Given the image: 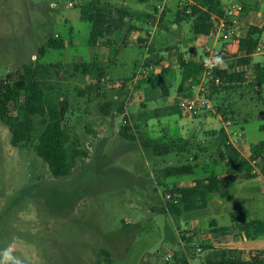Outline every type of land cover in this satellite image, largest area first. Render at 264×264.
Here are the masks:
<instances>
[{
    "label": "rangeland",
    "instance_id": "rangeland-1",
    "mask_svg": "<svg viewBox=\"0 0 264 264\" xmlns=\"http://www.w3.org/2000/svg\"><path fill=\"white\" fill-rule=\"evenodd\" d=\"M88 1L92 0H0V80L27 65L61 67L51 69L47 86L62 95V105L68 100L71 140L88 153L77 160L70 176L55 178L34 144L12 146L10 130L0 121V260L10 250L15 259L7 264H95L104 258V250L110 253L111 264H174L178 258L205 264L203 245L214 242L220 249L233 242L211 236V220L229 226L232 213L226 211L244 212L251 204L236 201L243 193L238 187L221 212L216 213L220 207L211 203L205 209L172 215L166 212L167 196L174 185L186 187L235 171L231 163L217 162L223 151L221 129L228 137L241 133L237 149L249 158L250 148L264 141L260 129L264 87L261 92L252 87L254 70L242 67L246 82L220 96L228 121L216 109V101L213 111L197 118L171 114L181 98L179 54L204 60L207 47L222 49L219 37L196 35L192 21L173 25L187 0L170 1L157 14L160 0H101L129 10L134 17L115 33L110 47L102 43L92 48L88 45L92 25L81 13ZM248 4L264 24V0ZM146 14L154 15L155 21ZM132 25L138 30L129 33ZM56 37L66 46L41 56V48ZM236 58L237 54L230 55L231 60ZM95 59L104 71L100 83L96 74L86 77L75 71V64ZM254 63H264V54L254 56ZM83 90L85 95L80 94ZM103 104L111 105L108 115ZM165 108L171 115L164 116ZM125 123L135 141L121 135ZM36 127L39 134V117ZM173 141L187 144L186 150L156 156L146 145ZM188 164H197L194 173L163 177L166 168ZM258 179L236 183L248 184L245 197L254 198L253 211L264 222V178ZM189 238L194 239L187 244ZM263 241L253 243L259 247Z\"/></svg>",
    "mask_w": 264,
    "mask_h": 264
},
{
    "label": "trees",
    "instance_id": "trees-1",
    "mask_svg": "<svg viewBox=\"0 0 264 264\" xmlns=\"http://www.w3.org/2000/svg\"><path fill=\"white\" fill-rule=\"evenodd\" d=\"M244 10L246 11L245 6ZM155 11L157 14V8ZM225 12L226 8L222 0H189V2L183 3L176 12L173 25L180 26L184 21H192L196 35L211 37L213 19L223 17ZM81 13L82 19L92 25L88 41V45L92 48H97L102 43L110 47L115 33L123 30L127 21L134 17V14L129 10L101 0L85 2L82 5ZM165 15L162 14L161 22ZM145 17L148 20L153 19V21L156 19L151 14H146ZM136 30L138 28L132 25L128 32L133 33ZM262 33L263 31L257 28H251L247 35L240 40L237 51L238 58L231 60L230 54L225 51V60L218 64L215 71V74L221 78V84L213 86L208 97L217 102L216 109L219 113H223L226 121H228L227 113L223 111L225 106L220 96L240 88L246 82V73L239 71V68L251 66L253 56L257 53V48L261 46ZM65 46V41L60 37L50 38L47 44L41 48L40 54L45 56L47 50L62 49ZM178 62L182 76L178 88L181 98H179L178 104H176V100L172 105L171 110L173 109L174 113L171 114L183 115L179 102L181 99L194 97L189 84L202 75L203 65L202 61L195 60L194 57L186 59L183 54H179ZM52 68L61 67L39 63L27 65L18 72L8 74L4 80H0V121L10 130L13 147L21 148L34 144L36 154L49 166L52 175L55 178H63L70 176L77 165V160L87 158L88 153L71 140L67 127L68 100L62 105V95L54 93L52 88L47 86L46 79ZM253 70L254 77L251 86L259 88L261 92L264 87V63L256 64ZM75 71H81L86 77L96 74L97 83H100L104 77V71L96 59L93 63L75 64ZM80 94L85 95L86 92L83 90L80 91ZM220 101L222 102L218 103ZM110 108V104L102 106L106 115L110 113ZM120 111L122 110L120 109ZM163 111L164 116L171 115L168 108ZM156 113L157 111L154 112V116L159 118ZM37 117L40 118L42 126L39 134H36ZM147 118L150 119L151 116ZM260 129L264 131V124L260 126ZM121 135L127 140L135 141V134L126 123L122 128ZM146 145L156 156H164L184 152L187 144L173 141L170 144L148 142ZM220 146L223 151L220 152L217 162H229L235 171H228L225 176L198 179L186 187L174 185L169 191L173 199L168 202L166 212L172 215H182L205 209L213 196H218L221 199L230 198L231 189L238 180L252 181L260 177L264 178V141L253 145L249 151V158H246L236 147L228 143L227 131L221 129ZM253 162H256V165H253ZM196 167L197 164L168 167L163 171V177L192 174ZM231 217L232 223L229 226H219L216 220H211L209 231L215 239L238 241L264 238L263 221L249 217L244 212H233ZM193 239H187V244H190ZM202 247L206 252L205 264H264V251L245 253L226 248L217 249L214 247V242H209ZM101 253L104 258L95 264H111L110 253L104 250ZM174 264L190 263L186 259L178 258Z\"/></svg>",
    "mask_w": 264,
    "mask_h": 264
},
{
    "label": "built area",
    "instance_id": "built-area-1",
    "mask_svg": "<svg viewBox=\"0 0 264 264\" xmlns=\"http://www.w3.org/2000/svg\"><path fill=\"white\" fill-rule=\"evenodd\" d=\"M170 1L173 0H160L162 6H158L157 10L164 11ZM186 2H189V0ZM244 13L243 4L239 0H231L224 16L213 19L211 36L219 37L223 43V47L222 49L206 48L205 59L202 60L203 73L199 78L189 84V88L194 93V97L181 99L179 102L183 113L199 117L214 110L212 100L208 96L213 86H219L221 84V78L215 74V71L217 70L218 64L225 60V51L231 54L234 52V45L239 44L235 38ZM257 53H264V47L259 46ZM239 137H241V133L234 132V137H228V143L237 148V144L240 143ZM252 164L256 165V162ZM167 199L172 201L173 197L168 195Z\"/></svg>",
    "mask_w": 264,
    "mask_h": 264
},
{
    "label": "crops",
    "instance_id": "crops-1",
    "mask_svg": "<svg viewBox=\"0 0 264 264\" xmlns=\"http://www.w3.org/2000/svg\"><path fill=\"white\" fill-rule=\"evenodd\" d=\"M230 1L231 0H229L228 3H224V1H223V5H224L225 8H227V6L229 5ZM239 1L243 4V6L246 7V11H245V13H244V15L242 17L241 24L239 26V29H238V32H237V36H236L235 39L238 41V43H240V40L247 35L248 31L251 28H257V29L263 31V33L261 34V40H262L261 43H263V38H264V24L261 23V21H259V17L258 16H254V15L251 14V12H250L251 11V7L248 4L250 1H258L259 2L261 0H244V1L239 0ZM259 5H262V4L260 3ZM241 34H245V35L242 36ZM238 47H239V44L238 45H234V48H233L234 52L231 53L230 55L237 54ZM261 54H264V53H256L254 56L261 55ZM254 56H253V62L251 64V66H249L251 68H253L256 64H258V63H254ZM194 59L197 60L196 58H194ZM202 60H198V61H202ZM225 175L226 174H224L222 176H225ZM258 180H260V179H258ZM177 186L184 187L182 185H177ZM238 187H239L240 190H242L243 193L237 195L239 197H237L236 201L239 200L240 202L250 203L251 206L250 207L248 206V208H250V210L251 209L252 210L250 211V210L246 209L244 212L249 217L256 216L257 213H255L253 211L254 209L252 208V206L253 207H256L257 206V204L255 203L254 198L252 196L251 197H249V196H246L245 197V195H247L246 192L248 191V188H249L248 184H246V183H242L240 186H238V184L236 183L234 185V187L232 188L230 198L221 199V201H218V200H215V198L213 197L211 199V201L209 202V204H208L209 207H210V204L211 203H217L220 208H218L217 211H215V212L216 213L221 212L222 211L221 209L224 207V203L227 202V201L230 202V200L234 197L235 191H236V189ZM229 212L233 213V212H236V211H232V210H227L226 211V213H229ZM252 218H255L257 220H260V219H258L259 217H257V216L256 217H252ZM211 236H213V235L211 234ZM261 239H264V238H261ZM261 239H258V240H238V241H233V242L231 241V242L226 243V247H224V248H226V249H232V250H237V251H243L245 253H252V252H255V251H264V241H263L262 244L259 245V247H257V245L254 244V243L260 241ZM250 242H252V243L254 242V243L253 244H249ZM220 244H222V243H220ZM249 245H250V247H249ZM214 247L217 248V246L215 245V243H214ZM222 248L223 247H221L220 249H222ZM217 249H219V248H217Z\"/></svg>",
    "mask_w": 264,
    "mask_h": 264
},
{
    "label": "clouds",
    "instance_id": "clouds-1",
    "mask_svg": "<svg viewBox=\"0 0 264 264\" xmlns=\"http://www.w3.org/2000/svg\"><path fill=\"white\" fill-rule=\"evenodd\" d=\"M15 258L11 256L10 250H6L3 254V260H0V264H7L9 260H14Z\"/></svg>",
    "mask_w": 264,
    "mask_h": 264
}]
</instances>
